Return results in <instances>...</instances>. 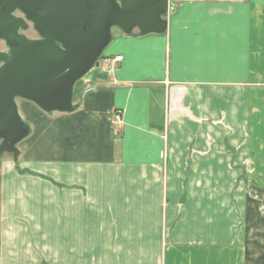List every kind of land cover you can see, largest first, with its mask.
<instances>
[{"label": "crops", "instance_id": "crops-1", "mask_svg": "<svg viewBox=\"0 0 264 264\" xmlns=\"http://www.w3.org/2000/svg\"><path fill=\"white\" fill-rule=\"evenodd\" d=\"M170 5L162 34L112 30L123 59L76 83L73 112L17 100L31 132L0 156V264H264L229 189L264 124V0Z\"/></svg>", "mask_w": 264, "mask_h": 264}, {"label": "water", "instance_id": "water-1", "mask_svg": "<svg viewBox=\"0 0 264 264\" xmlns=\"http://www.w3.org/2000/svg\"><path fill=\"white\" fill-rule=\"evenodd\" d=\"M170 0H0V156L14 155L31 128L17 100L47 113L75 110L74 88L112 41V30L162 34ZM33 28L37 38L25 32Z\"/></svg>", "mask_w": 264, "mask_h": 264}, {"label": "rangeland", "instance_id": "rangeland-1", "mask_svg": "<svg viewBox=\"0 0 264 264\" xmlns=\"http://www.w3.org/2000/svg\"><path fill=\"white\" fill-rule=\"evenodd\" d=\"M113 31H117V27H114ZM25 34L30 38L38 37L33 28ZM3 41L0 40V48H3L0 53H8L9 48L5 41V46H3ZM260 127L259 125L258 128ZM243 137L241 145L246 150L247 160L245 163L233 162L231 165L233 172L232 179L229 181L231 202L240 213L241 221L244 218V209H246V221H248V230H250L248 234L253 236L256 232L261 233L264 239V124L258 131L248 126ZM224 186H228V181H224ZM254 223H257V227H254ZM221 249L222 245H220ZM215 264H219V261L215 260Z\"/></svg>", "mask_w": 264, "mask_h": 264}, {"label": "built area", "instance_id": "built-area-1", "mask_svg": "<svg viewBox=\"0 0 264 264\" xmlns=\"http://www.w3.org/2000/svg\"><path fill=\"white\" fill-rule=\"evenodd\" d=\"M123 59L122 56L116 57L115 59L102 56L99 60V67H105L108 70H113L115 67V63L121 61ZM113 124L117 127H121L123 125V113L119 110H116L113 115Z\"/></svg>", "mask_w": 264, "mask_h": 264}]
</instances>
